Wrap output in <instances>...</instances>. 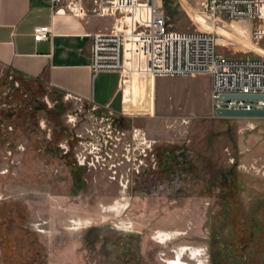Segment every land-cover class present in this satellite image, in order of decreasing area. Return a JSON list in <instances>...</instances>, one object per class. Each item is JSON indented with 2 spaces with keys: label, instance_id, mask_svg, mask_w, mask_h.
Instances as JSON below:
<instances>
[{
  "label": "rangeland",
  "instance_id": "rangeland-1",
  "mask_svg": "<svg viewBox=\"0 0 264 264\" xmlns=\"http://www.w3.org/2000/svg\"><path fill=\"white\" fill-rule=\"evenodd\" d=\"M158 3L171 31L208 29L196 0ZM221 19L209 31L225 54L264 57V37L248 22ZM205 77H161L170 81L155 99L167 107L123 117L0 72V140L19 161L12 166L0 145V264H264V118L213 116ZM23 99L21 125L7 121ZM56 101L66 108L58 119ZM110 122L119 147L145 148L140 166L78 165L77 190L65 175L42 176L40 149L58 133L77 131L84 153L87 129L98 144Z\"/></svg>",
  "mask_w": 264,
  "mask_h": 264
},
{
  "label": "built area",
  "instance_id": "built-area-1",
  "mask_svg": "<svg viewBox=\"0 0 264 264\" xmlns=\"http://www.w3.org/2000/svg\"><path fill=\"white\" fill-rule=\"evenodd\" d=\"M43 1L52 11L63 6L78 18L86 14L83 0ZM90 1L91 13L112 19L108 31L90 36V66L94 74L118 72L121 88L122 84H130L134 79L146 85L155 77L207 76L213 116L217 107L264 109L261 99L221 97L222 94H264V57L229 56L222 51L226 44L218 43L215 34L204 29L171 31L158 0ZM195 9L215 21L223 17L230 21H246L251 25L252 37H264V0H196ZM51 35L50 26H36L33 30L36 41L46 40ZM70 98L80 100L77 96ZM103 127L106 129L98 127L103 136L98 144L90 141L93 130L87 129L84 153L76 152L78 165L116 166V163L128 162L140 166L145 148H132L129 142L119 147L117 141L121 137L115 135L119 131L111 122ZM121 135H125L124 132ZM131 149L135 153H131Z\"/></svg>",
  "mask_w": 264,
  "mask_h": 264
},
{
  "label": "crops",
  "instance_id": "crops-1",
  "mask_svg": "<svg viewBox=\"0 0 264 264\" xmlns=\"http://www.w3.org/2000/svg\"><path fill=\"white\" fill-rule=\"evenodd\" d=\"M83 4L86 14L78 18L63 6L52 11L43 0H0V72L57 95L77 96L112 115L152 117L167 107L156 102L155 95L162 88L159 83L170 80L155 77L151 84L143 85L131 79L130 84H122V90L118 72H92L90 36L108 31L112 19L91 13L90 0H83ZM36 26H50L52 35L34 40ZM188 79L192 78L172 81ZM209 85L205 77L206 92ZM141 111L145 114H138Z\"/></svg>",
  "mask_w": 264,
  "mask_h": 264
},
{
  "label": "flooded vegetation",
  "instance_id": "flooded-vegetation-1",
  "mask_svg": "<svg viewBox=\"0 0 264 264\" xmlns=\"http://www.w3.org/2000/svg\"><path fill=\"white\" fill-rule=\"evenodd\" d=\"M26 102V99H23L21 101L22 104H19V110H9L6 112L5 116L7 118V121L10 119L14 120L17 119L18 124L21 125V122L19 119L21 117L25 118L22 106L23 103ZM48 108H51L48 106ZM36 111H43L44 114L50 111V109H46L45 105L42 104H37L35 107ZM66 111L65 105L63 103H60L58 101L55 102L54 105V114L53 116H56L55 118L58 119L60 118L64 112ZM52 113V112H51ZM52 115V114H51ZM1 117V116H0ZM71 115L68 118V120H71ZM7 123H3L2 119H0V134L5 130L4 126ZM8 129L12 130L13 127H9ZM51 130V129H49ZM26 131V128H25ZM28 133V132H27ZM69 134V135H68ZM67 137L63 139V136L57 134L55 137V142L51 143L50 145L47 146L44 145L41 149L40 152L42 153L41 155L44 157L45 167L43 168L42 171V176H46L47 172L51 170L53 172V175L55 179L57 180V177L60 178V182H63V177L64 175L66 176L67 180L70 181V189L71 190H77L78 187V174H79V167L76 159V148L77 144L79 142V136L80 134L77 131L70 130L68 133ZM5 139V138H4ZM11 142L4 143V140H0V145L3 148L10 147L9 151L7 152L6 157L10 160L11 165L18 163L19 161L16 160L15 157V149L14 146L11 145ZM1 147V148H2ZM22 149V151L27 152V148L25 146H19L18 149ZM2 150L0 149V152ZM55 165L53 168L51 166ZM51 168V169H50Z\"/></svg>",
  "mask_w": 264,
  "mask_h": 264
},
{
  "label": "water",
  "instance_id": "water-1",
  "mask_svg": "<svg viewBox=\"0 0 264 264\" xmlns=\"http://www.w3.org/2000/svg\"><path fill=\"white\" fill-rule=\"evenodd\" d=\"M221 97L226 99L264 100V94H222ZM214 113L217 117L226 118H264V109H226L217 107Z\"/></svg>",
  "mask_w": 264,
  "mask_h": 264
},
{
  "label": "bare ground",
  "instance_id": "bare-ground-1",
  "mask_svg": "<svg viewBox=\"0 0 264 264\" xmlns=\"http://www.w3.org/2000/svg\"><path fill=\"white\" fill-rule=\"evenodd\" d=\"M197 17H199L200 19H205V20H208V29H207V31H209V30H212V29H215L216 27H217V25H216V23H215V20H211V19H209V18H204L203 16H201V15H196ZM217 42H218V38H217ZM219 43V42H218ZM207 77V76H206ZM193 78V77H192ZM177 262L179 263V264H183L182 263V261H180L179 260V258H177Z\"/></svg>",
  "mask_w": 264,
  "mask_h": 264
}]
</instances>
